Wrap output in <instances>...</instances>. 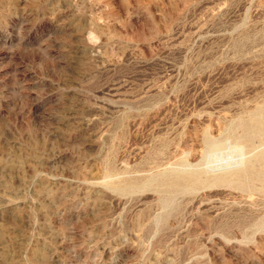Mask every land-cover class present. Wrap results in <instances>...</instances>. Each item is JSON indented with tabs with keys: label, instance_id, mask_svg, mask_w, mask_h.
Wrapping results in <instances>:
<instances>
[{
	"label": "rangeland",
	"instance_id": "rangeland-1",
	"mask_svg": "<svg viewBox=\"0 0 264 264\" xmlns=\"http://www.w3.org/2000/svg\"><path fill=\"white\" fill-rule=\"evenodd\" d=\"M258 143L264 0H0V264H264Z\"/></svg>",
	"mask_w": 264,
	"mask_h": 264
},
{
	"label": "bare ground",
	"instance_id": "bare-ground-1",
	"mask_svg": "<svg viewBox=\"0 0 264 264\" xmlns=\"http://www.w3.org/2000/svg\"><path fill=\"white\" fill-rule=\"evenodd\" d=\"M264 145V143H258L257 145L253 144L251 146L252 150H259L262 146ZM238 152L235 154H239V155H233V156H216L214 155V159H211L210 157V161L207 162V164H205V168L202 169V172L206 175L208 173H214L217 171H223L226 170L227 168H229L230 166H234L236 167V165L239 164H243L244 163V156H245V146L242 145L241 147L238 148L237 150ZM264 154L263 151H260L258 155H260V157H262ZM256 155V156H258ZM257 158V157H256ZM251 174H253V167L250 168L247 172H250ZM245 172V171H244Z\"/></svg>",
	"mask_w": 264,
	"mask_h": 264
}]
</instances>
